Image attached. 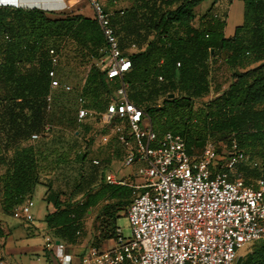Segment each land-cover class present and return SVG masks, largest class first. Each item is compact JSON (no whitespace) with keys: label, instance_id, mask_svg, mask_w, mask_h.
<instances>
[{"label":"trees","instance_id":"trees-1","mask_svg":"<svg viewBox=\"0 0 264 264\" xmlns=\"http://www.w3.org/2000/svg\"><path fill=\"white\" fill-rule=\"evenodd\" d=\"M204 1L134 0L127 12L116 11L110 16L117 41L120 34L123 35L120 41H124V33L130 32L126 29L130 24L136 29L133 26L135 18L141 19L145 32L153 33L143 48L127 56L131 64L123 78L127 100L144 110L157 132L170 131L180 135L189 155L200 154L207 139L215 143L219 152L218 141L228 142L233 137L244 152L259 159L257 168L239 167L245 172L249 168V175L240 174L245 180L264 178V0H241L243 22L235 28L231 38H224L225 19L211 13L213 5L199 17L198 27L192 24L196 19L195 8ZM0 28L4 41L0 46V76L8 86L6 99L25 104L31 117L21 129L17 110L10 109L7 114L9 127L13 136L25 137L29 131L39 133L49 85L47 51L57 47L43 44L51 37H70L91 61L99 60V49L104 43L102 33L93 18L68 13L61 18H48L38 9L10 6L0 7ZM118 46L120 49L119 41ZM214 59L228 67L229 85L207 103L195 107L196 101L211 95V62ZM176 63L180 66L176 67ZM90 69L84 82L85 94L91 99L86 106L100 109L98 98L100 89L106 88L105 72H98L94 63ZM159 76L163 79L161 82L157 79ZM170 94L174 96L169 98ZM160 97V105L149 107L148 102ZM35 98L39 100L37 103ZM4 160L5 157L0 162ZM6 162L0 189L4 209L13 211L30 196L32 182L43 184L36 173L32 147L19 150ZM84 180L79 181L63 201L60 192L52 193L46 186L44 200L55 208L53 214L46 216V221L57 227L59 223L55 218L63 215L66 220L67 214L73 212L70 207L83 213L89 206L106 201L101 239H115L117 213H125L131 202L132 189L105 182L98 185L97 180L96 190H84ZM80 194L83 200L71 203ZM72 225L74 222L69 221L61 226ZM247 249L249 252L242 256L240 264H264V242L253 243Z\"/></svg>","mask_w":264,"mask_h":264},{"label":"built area","instance_id":"built-area-1","mask_svg":"<svg viewBox=\"0 0 264 264\" xmlns=\"http://www.w3.org/2000/svg\"><path fill=\"white\" fill-rule=\"evenodd\" d=\"M83 1L90 5L104 41L99 49L101 58L94 64L102 66L108 83L118 82L101 115L105 131L99 141L105 145L114 138L124 152L122 165L138 167L128 177L117 179L111 173L104 176L108 185L132 189L124 214L130 238L125 240L121 229L116 228L113 247L90 246L80 264H235L239 250L264 242V178L245 180L237 171L232 173L241 166L257 168L258 161L244 152L233 137L228 139L223 156L211 139L205 141L200 154L189 155L180 135L157 132L144 110L127 100L123 78L131 64L119 49L110 23L112 14L101 0H74ZM9 4L10 0H0V7ZM5 39L8 40L6 36ZM47 56L49 85L45 102L49 112L53 92L72 89L57 77L61 49L50 47ZM157 79L163 80L160 76ZM75 105L77 125L96 115L81 94ZM50 128L45 123L43 130ZM39 138L38 134L30 136L31 141ZM130 177L140 182L131 181ZM32 207L31 197H25L13 208V218L31 222ZM52 244L46 237L45 248L51 249ZM56 248L60 264H69L71 258L63 253L64 245L58 243Z\"/></svg>","mask_w":264,"mask_h":264},{"label":"rangeland","instance_id":"rangeland-1","mask_svg":"<svg viewBox=\"0 0 264 264\" xmlns=\"http://www.w3.org/2000/svg\"><path fill=\"white\" fill-rule=\"evenodd\" d=\"M121 1L125 2L124 6L126 7L122 8V10H125L126 12L132 5H134V0ZM213 2L215 3L213 0H206L195 8L194 12L196 19L192 22L195 27H198L199 25V17L209 10L208 7H211ZM222 4L225 5L226 1L223 0ZM217 9L218 7H216V10H211V13L219 15L220 13ZM108 12L115 14L116 11L115 9H111ZM200 12L202 13L199 14ZM83 13L87 15L86 11H83ZM65 15H67L66 12H60L46 16L48 18H61ZM221 17H225L224 12L221 14ZM133 24L136 29L134 30V27H131L132 25L130 24L129 27L126 28L130 30V32L124 33V41H120L121 36H123L121 34L118 39L120 51L126 56L143 48L153 35L152 32L148 33L147 31H144L146 28L143 26L141 19L135 18ZM2 31V28H0V46L4 45ZM132 44L134 46H132ZM46 45H54L61 48L62 56L59 68L56 69L57 77L61 80L62 84L68 85L72 90L65 92L62 89H57L53 92L52 98L54 102L49 112L44 110V118L39 127V133L29 131V134L25 137L20 134L15 136L12 135L13 131L9 127L7 115L9 110H17L16 112L20 116L18 124L21 129L25 128V124L30 122V110L25 104H17L11 99H6V94L9 92L8 86L4 84L3 77L0 76V100L2 99V101H0V111L2 112L0 113V154H2V156L5 155L7 160L23 148H33L36 162V173L39 177V181L43 184V186L40 184L36 185L32 182L30 185V197L33 202L31 214L36 223L42 220L47 214V204L42 199L43 193L45 194L44 191L48 188L46 186L50 187V192H60L62 194L61 196H64L65 198L73 191L78 182L83 179H85L84 182H86L84 190H90L95 188L96 185L94 184H96L97 180L98 185L104 182L103 179L107 172L114 175L117 179H120L124 175V177H128L135 172L138 167V164H133L131 168H126L122 165L124 152L118 144H115L116 147H114L112 151V160H114V162L111 166H109L105 160L100 158L103 156L105 157L106 154L105 146H98L97 141L99 135L104 131L101 122V115L103 114L105 105L111 96V93L106 92H114L118 85L117 82L108 83L106 81V88L100 89V95L98 98L101 108L96 109L94 107H88L90 110L94 111L96 115L81 125L75 124V99L79 94L83 93L86 104H89L91 99L85 94L86 85L84 82L87 74L92 70L90 69L92 64L98 62V60L94 59L91 61V59L86 56L85 52L78 48L70 37H51L43 44V46ZM97 68H99L98 72L103 71L102 66ZM210 76L212 95L205 96L199 101H196L195 107L207 103L213 97L220 94L230 82L229 69L222 61H219V59L212 60ZM170 95H172V97L174 96L173 94ZM161 100L162 97L153 101L151 100L148 102V105L149 107L156 108L161 104ZM35 101L37 103V101H39L38 98H35ZM45 123L51 125L49 131L46 132L43 130ZM34 133L40 134V138L34 142H30V135ZM227 143L226 140L218 141V154L220 156H223V153L227 151ZM109 149L111 150L110 147L106 148V150L110 151ZM98 151H100V154ZM251 157L255 158L257 161L259 160L256 156ZM92 159H96L97 164H92ZM6 160L0 162V176L7 167L8 163ZM219 160H222V158L220 157ZM239 169L240 168H235L232 173L238 171L239 173L243 172L244 176L249 175V168L246 170L248 173ZM129 179L131 181L140 182L135 178L130 177ZM2 182L3 180L0 179V186ZM124 214L125 213H120V216L116 219V226L121 229L123 238L126 240L130 238V228ZM18 220L20 221V219ZM247 252H249V249L247 248L239 250L236 258L239 255L244 256Z\"/></svg>","mask_w":264,"mask_h":264},{"label":"crops","instance_id":"crops-1","mask_svg":"<svg viewBox=\"0 0 264 264\" xmlns=\"http://www.w3.org/2000/svg\"><path fill=\"white\" fill-rule=\"evenodd\" d=\"M112 1L113 0H101L106 11H110L111 9L119 11L126 7L124 6L125 2L121 0H117L116 3ZM222 1L223 0H216L215 3L212 4L213 10H216V7H218L217 10L220 13L216 15L218 17H221V14L224 12L225 26L223 29V36L224 38H231L234 35L235 28L240 26L243 22L244 5L241 0H224L226 1L225 5L222 4ZM8 6L20 9H38L44 12L45 15L66 12L71 15H81L85 18H92V9L90 5L85 2L75 3L74 0H10ZM83 11H86L87 15H85ZM201 13L202 12L199 14ZM228 85L229 83L224 90ZM0 113L2 112L0 111ZM38 135L40 137V134ZM97 141L98 146H105L106 151L105 157H99L111 166L114 162V160H112V151L114 147H116L115 144H117L115 139L111 138L109 143L105 145L100 143L99 137ZM30 142L34 141L30 140ZM109 147L111 150H106V148ZM98 153L100 154V151H98ZM3 157H5V155L2 156V154H0L1 161ZM93 161L97 162L96 159H92L91 163ZM3 172L0 176L1 178ZM42 197L43 201H45L44 193ZM65 198L61 196L62 201L65 200ZM82 200L83 195L80 194L71 200V203H79V201ZM45 202L47 204V214L38 223H36L34 219L31 222L19 221L13 218L11 208H8V211L4 209L3 193L0 189V264H60L58 260L60 252L56 248L58 243L64 245L63 253L70 256L71 260L69 264H80L81 257L90 246L97 245L101 249H108L115 244V239H101V223L106 218V215H103L102 212L107 203L106 201H101L89 206L83 213H79L73 206L70 207L73 212L67 214L68 218L66 220L63 215H59L55 218V221L59 223L57 227H54L45 219L48 214H53L55 212L54 206L47 201ZM63 208L62 206L61 210ZM120 213L122 214L124 212H119L117 215L120 216ZM69 221L74 222L72 227L61 226ZM46 237H49L53 243L49 250L45 248Z\"/></svg>","mask_w":264,"mask_h":264},{"label":"water","instance_id":"water-1","mask_svg":"<svg viewBox=\"0 0 264 264\" xmlns=\"http://www.w3.org/2000/svg\"><path fill=\"white\" fill-rule=\"evenodd\" d=\"M168 97H172V95H169ZM242 256L241 255H239L237 258H236V261H235V264H240L241 263V261H242Z\"/></svg>","mask_w":264,"mask_h":264}]
</instances>
